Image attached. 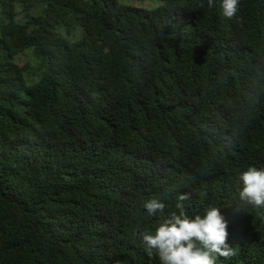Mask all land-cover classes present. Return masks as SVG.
<instances>
[{
  "label": "trees",
  "instance_id": "obj_1",
  "mask_svg": "<svg viewBox=\"0 0 264 264\" xmlns=\"http://www.w3.org/2000/svg\"><path fill=\"white\" fill-rule=\"evenodd\" d=\"M219 3L0 0V264H160L141 233L181 194L227 221L217 264H264L238 198L264 169V0Z\"/></svg>",
  "mask_w": 264,
  "mask_h": 264
},
{
  "label": "clouds",
  "instance_id": "obj_2",
  "mask_svg": "<svg viewBox=\"0 0 264 264\" xmlns=\"http://www.w3.org/2000/svg\"><path fill=\"white\" fill-rule=\"evenodd\" d=\"M206 3L209 9L216 6V0H206ZM239 4L240 0H220L223 17L234 18ZM199 6L204 7V3ZM239 179L242 184L238 193L241 204L264 209V169L248 167ZM188 199L187 194L179 195L176 203L179 213L162 218L154 233H141L146 254H155L160 264H217L218 258L229 259L235 250L228 245V224L220 208L209 206L203 215L189 217L183 204ZM143 207L148 215L154 216L158 212L163 213L165 205L160 199L152 198ZM234 212L241 211L234 209Z\"/></svg>",
  "mask_w": 264,
  "mask_h": 264
},
{
  "label": "rangeland",
  "instance_id": "obj_3",
  "mask_svg": "<svg viewBox=\"0 0 264 264\" xmlns=\"http://www.w3.org/2000/svg\"><path fill=\"white\" fill-rule=\"evenodd\" d=\"M126 1H127V0H126ZM132 4L134 5V4H136V3H132ZM148 5L150 6V5H151V3H148ZM21 64H22V62L20 63V65H21Z\"/></svg>",
  "mask_w": 264,
  "mask_h": 264
}]
</instances>
